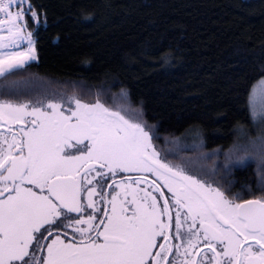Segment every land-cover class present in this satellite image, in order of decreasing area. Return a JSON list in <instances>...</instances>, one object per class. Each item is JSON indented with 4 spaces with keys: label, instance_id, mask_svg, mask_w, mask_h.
Masks as SVG:
<instances>
[{
    "label": "snow or ice",
    "instance_id": "6c2138e0",
    "mask_svg": "<svg viewBox=\"0 0 264 264\" xmlns=\"http://www.w3.org/2000/svg\"><path fill=\"white\" fill-rule=\"evenodd\" d=\"M0 14L7 79L36 59L25 17L44 21L30 0H0ZM249 107L264 121V80ZM126 114L99 98L0 100V264H264V198L230 197L191 161L169 162L178 149L162 157L154 126ZM252 151L264 161V137Z\"/></svg>",
    "mask_w": 264,
    "mask_h": 264
},
{
    "label": "trees",
    "instance_id": "16d2710c",
    "mask_svg": "<svg viewBox=\"0 0 264 264\" xmlns=\"http://www.w3.org/2000/svg\"><path fill=\"white\" fill-rule=\"evenodd\" d=\"M30 1L44 21L37 29L25 17L38 33V59L0 76V95L99 98L154 126L158 144L172 139L174 157L183 155L176 140L201 143L190 170L226 195L264 194V161L249 145L264 137V121L249 107L264 77V0ZM122 90L130 103L114 104Z\"/></svg>",
    "mask_w": 264,
    "mask_h": 264
},
{
    "label": "rangeland",
    "instance_id": "374dc122",
    "mask_svg": "<svg viewBox=\"0 0 264 264\" xmlns=\"http://www.w3.org/2000/svg\"><path fill=\"white\" fill-rule=\"evenodd\" d=\"M28 31H30L29 30V28H28ZM2 34H5V33H0V35H2ZM34 38V37H33ZM35 39V38H34ZM27 49V42L26 41H23V42H21L20 43V48L19 49H11V50H14V51H20V50H26ZM5 51H7V50H5ZM35 57H36V59L35 60H37L38 59V55H37V50H36V46H35ZM30 61H33V60H30ZM30 61H28V62H30ZM261 80H264V77H262V78H260L258 81H256L255 83H254V85H253V87L259 82V81H261ZM253 87H252V89H253ZM58 95H62V96H60V97H63L61 100H53L54 98H55V96H58ZM73 97H75V98H79V99H81L82 100V102H86V101H89V100H87V98H85V97H81V96H78V95H76L74 92H72V91H66V90H59V91H53V92H51V91H49V90H46V91H44L43 93H41V94H38V97L37 98H39V99H44L45 101H44V103L46 104V103H48L49 101H54V102H57V103H63V102H65L67 105H68V102L69 101H71L72 100V98ZM36 97H33V99H35ZM33 99H30V100H33ZM72 107H74L75 105H74V103H72V105H71ZM258 117H259V115H257ZM166 140H168L167 141V146H168V148H169V153H170V151L173 149V147H171V143H172V139H166ZM258 140H259V138H258ZM258 140H251V142H250V146H254V142H257ZM176 142H178V143H180L181 144V150L183 151V155H180V156H173L172 154H170L171 156H172V158H173V160L174 161H176L177 162V164L178 163H181L182 161H188V159H189V157H191V156H195V152H192L195 148H198L199 147V145L201 146V143H193V144H189V143H185V142H182V141H178V140H176ZM239 148L240 149H236L235 151H234V153L235 154H237L238 153V151L239 150H247V145H243V146H239ZM235 156V155H234ZM233 157V156H232ZM258 157V156H257ZM234 158V157H233ZM235 158H237V159H239V160H241V159H243V158H239V157H235ZM189 172H190V174H193V175H196L192 170H190L189 169ZM197 177H199V178H201L200 176H198V175H196ZM202 179H204V178H202ZM205 180V179H204ZM205 181H207V180H205ZM207 182H209V181H207ZM209 183H212V182H209ZM213 184V183H212ZM215 185V184H214ZM221 190V189H220ZM222 191V190H221Z\"/></svg>",
    "mask_w": 264,
    "mask_h": 264
},
{
    "label": "flooded vegetation",
    "instance_id": "af4514ba",
    "mask_svg": "<svg viewBox=\"0 0 264 264\" xmlns=\"http://www.w3.org/2000/svg\"><path fill=\"white\" fill-rule=\"evenodd\" d=\"M60 96H62V95L55 96V98H54L53 100H61L63 97H60ZM35 97H36V98L33 99V100H26V101H24V100H21V101H12V100H10V99H8V98H5L3 95H0V100H10V101L13 102V103H35V100L38 99V98H37V97H38V94H37V96H35ZM42 100L45 101L43 98H42ZM85 103H94V102H92V101H86ZM62 104L64 105L65 108L68 107V105H67L65 102H63ZM126 118H128V117H126ZM153 143L155 144V146L157 147V149H158L159 151H161V155H162V157H163L166 153H169V151H168L169 148H168L167 145H161V144H158V143L155 142V141H153ZM168 161L171 162V163H173V164H177V162L173 160V158H172V156H171L170 154L168 155ZM122 175H129V174H122ZM130 175H137V174L133 173V174H130ZM197 178H198V179H201V180H203V181H205V180L202 179V178H199V177H197ZM117 179H119V176H118ZM153 179H154V177H151V176L149 175V181H151V180H153ZM206 182H207V181H206ZM109 183H111V181H109ZM207 183H209V182H207ZM209 184H211L213 187H217L216 185H214V184H212V183H209ZM141 187H146V185H141ZM108 191H110V189L105 188V192H108ZM164 191H165L166 195L170 196V194H167L166 190H164ZM257 198H264V194H263V195H260V196H258V197L248 198V199H245V200H249V199H257ZM88 211H91V210H88ZM68 231H69V233H71V229H68ZM160 242H163V241L161 240ZM178 242H179V241H175V240H173V243H178ZM170 259H172V257H170Z\"/></svg>",
    "mask_w": 264,
    "mask_h": 264
},
{
    "label": "built area",
    "instance_id": "2783aa9c",
    "mask_svg": "<svg viewBox=\"0 0 264 264\" xmlns=\"http://www.w3.org/2000/svg\"><path fill=\"white\" fill-rule=\"evenodd\" d=\"M25 7H27V5H25ZM12 10H13V11H17V10H19V9L17 8V6L13 5V6H12ZM0 19H3V14H0Z\"/></svg>",
    "mask_w": 264,
    "mask_h": 264
}]
</instances>
